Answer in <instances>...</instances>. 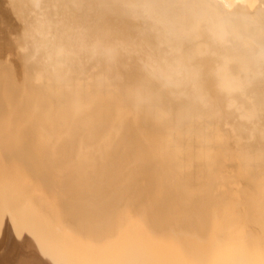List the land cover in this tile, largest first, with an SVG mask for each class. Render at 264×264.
<instances>
[{
    "label": "bare ground",
    "instance_id": "obj_1",
    "mask_svg": "<svg viewBox=\"0 0 264 264\" xmlns=\"http://www.w3.org/2000/svg\"><path fill=\"white\" fill-rule=\"evenodd\" d=\"M260 122L264 0H0V264H264Z\"/></svg>",
    "mask_w": 264,
    "mask_h": 264
},
{
    "label": "rangeland",
    "instance_id": "obj_2",
    "mask_svg": "<svg viewBox=\"0 0 264 264\" xmlns=\"http://www.w3.org/2000/svg\"><path fill=\"white\" fill-rule=\"evenodd\" d=\"M32 42L34 43L33 46H32ZM29 43H30V45H29ZM39 43H40V44H39ZM35 44H36L38 47H35V46H36ZM41 45H42V44H41L40 40H39V42H37V41H36V42H35V41H29L27 47H28V46H32V47H35V48H40V49H42V46H41ZM32 47H31V49H34V48H32ZM28 49H29V48H28ZM28 49H27V51H28ZM31 49H29V52H31ZM27 53H28V52H27ZM32 53H33V51H32ZM32 53H31V54H32ZM48 59L51 60L50 57H49ZM180 87H181V88H180ZM178 88H179V89H178L179 92H181V93H182L183 91H185V89H186V88H183L182 86H178ZM182 88H183V89H182ZM180 89L183 90V91H181ZM263 124H264V122H263V123L260 122V123L257 124V126H256V124L253 125V126H255V127L257 128V127H259V125H260V127L262 128V127L264 126ZM255 127H254V128H255ZM260 127H259V128H260ZM115 133H116V132H115ZM112 135H115V134L112 133ZM112 135H111V136H112ZM121 144H122V143H121ZM176 150H177V149H176ZM241 168H242V167H241ZM175 171H176V170H175ZM233 171H234V172L236 171V173H234ZM233 171H232L233 174H231V173H230L229 175L226 174V178H225V180H222V181H221V180H216V181H215V183H218V185H220V187H221V186H224V188H223V187L220 188V187L216 186V188H214V193H213V195H215L216 197H218V195L220 194V195H219V197H220V196L222 195V193H225V192L228 193V191H227L228 189H229V192H230V189H231V188H234L235 186H237V187H235V188L238 189L239 192H240V194L242 195L243 199H242L241 201H243V203H244V201H245L244 204H247V205L249 204V205H251V204L255 203V202H256V199L258 200V196H259V195H258L257 197H256V196L254 197V194H252L251 192H249V191L245 188V185H239V184H241V183H239V182H242V178L245 177V176H243V175H245L246 173H247V175H248V174H250L251 171H249V169H247V167H243V170H242V171H243V174H242L241 172H238L237 170H234V169H233ZM171 172H173L174 174H172ZM171 172H170V174H172V176L174 175V177H172L170 174H169V175L166 174V176H167V179H166V180L169 181V183H174V184H176L175 182H176V181L178 182V180H179V178H177V177H178V175H177L178 173L174 172V170L171 171ZM177 172H178V171H177ZM237 172H238V174H237ZM244 172H246V173H244ZM175 173H176V174H175ZM158 175H159V174H158ZM162 175H163V174L160 173V177H161ZM175 175H176L177 177H176ZM227 175H228V176H227ZM232 175H233V177H232ZM169 176H170V177H169ZM241 176H243V177H241ZM179 177H180V175H179ZM234 177H237V178L235 179ZM238 177H239V178H238ZM170 178H171L172 180H171ZM176 178H177V179H176ZM174 179H175V180H174ZM229 179H230V181H228ZM234 179H235L236 181H235ZM238 179H240V181H239ZM166 180H165V181H166ZM226 180H227V181H226ZM217 181H218V182H217ZM220 181H221V183L223 182L222 185L219 184ZM233 181H235L236 184H235V183L233 184ZM228 182H230V183L232 182V183L230 184V183H228ZM237 182H238V183H237ZM169 183L167 182V184H169ZM224 183H225V184H224ZM226 183H227V184H226ZM167 184H165V186H166L167 188L170 187L169 185L167 186ZM223 184H224V185H223ZM225 186H226V187H225ZM238 186H239V187H238ZM241 186H243V187H241ZM217 188H219V189L217 190ZM242 188L244 189L243 191H242ZM215 190H217V192H216ZM223 191H224V192H223ZM220 192H221V193H220ZM247 192L249 193L250 196H249L248 194H246ZM217 193H218V194H217ZM245 194L248 195L250 198H251V197L254 198V200H253L252 198H251L252 200H251V199L249 200V197L247 198V196H246ZM245 198H246V200H247V199H248V200H247V201L244 200ZM259 198H260V196H259ZM263 198H264V196H263ZM250 201H251V202H250ZM252 201H253V202H252ZM254 201H255V202H254ZM238 202H239V201H238ZM238 202H237V203H238ZM241 203H242V202H241ZM241 203H240V204H241ZM250 203H251V204H250ZM238 204H239V203H238ZM240 204H239V205H240ZM247 205H245V206H247ZM208 206H209V205H206V207H205L204 209H206V208L208 209ZM220 207L222 208L221 205H220ZM220 207H218V208H220ZM234 209H235V208H234ZM220 210H221V209H220ZM220 210H218V211H219L220 214H222V212H223V208H222L221 211H220ZM234 211H235V210H234ZM236 212L239 214L238 209H237ZM251 212H252L251 210H250V212L247 210V211L245 212V214L243 215V217L240 215L244 220H241L242 218H241V217H238V218H239V222H240V220L242 221V225H241V222H240V224L236 223L235 227H236V226H237V227L239 226V227H241V228H242V227L244 228V229L242 228L243 232H241V235H240V236H239V234H237V235H231L232 232H230L231 234H228V231H226L225 234H224V236H225L226 234H227V236H226V237H223V235H221L220 238H221L222 240H226V239L228 240L229 237H233V236L235 237V236H236L238 239H240V238H241V239H245V241H247L246 238H249L248 241H249V242L251 241V242H253V243H254V242H258V241L260 240V238H261V239H262V238L264 239V235L262 234L263 231L261 232V229H260V228H263V229H264V227H262L263 225L260 224L261 227L258 225L260 228H259V229L256 228V226H255V225H256V224H255L256 222H254V223H252V222L254 221L253 219L257 220V218H255V216H254L255 213H251ZM248 215H250V216H248ZM252 216H253V218H252ZM251 218H252L253 221H252V220L250 221ZM258 219H260V218H258ZM245 221H246V222H245ZM243 222H245V223H243ZM248 222H249V223H248ZM251 223H252V224H251ZM244 224H245V225H244ZM247 224H248V226H247L246 229H245L244 226H246ZM240 225H241V226H240ZM252 225H253V226H252ZM230 226H231V225H230ZM249 226L251 227V230H252V231L249 229ZM253 227H254V228H253ZM252 228H253V229H252ZM255 228H256L257 230H256ZM230 229H234L233 225L230 227ZM263 229H262V230H263ZM254 230H256V231H254ZM258 230H260L261 233H260ZM246 232H247V233H246ZM252 233H253V234H252ZM256 233H258L259 235L256 234ZM249 234H250V235H249ZM230 235H231V236H230ZM255 235H256V236H255ZM257 235L259 236V238H258ZM262 235H263V236H262ZM236 237H235V238H236ZM254 237H255V238H254ZM251 238H252V239L254 238V240L252 241ZM258 239H259V240H258ZM263 239H262V240H263ZM255 240H256V241H255ZM262 240L259 241L260 244L256 243V244H258V246L260 245V248L262 247L261 249L264 248V247H263L264 245H261V243L264 244V240H263V241H262ZM248 241H247V244H248ZM226 242H228V241H226ZM251 242H250V244L253 245V243H251ZM254 245H255V244H254ZM225 246H226V243H225ZM248 246H249V244H248ZM250 246H251V245H250ZM262 252H263V255H264V249L262 250ZM261 254H262V253H261ZM263 257H264V256H263ZM263 257H262V258H263ZM263 259H264V258H263Z\"/></svg>",
    "mask_w": 264,
    "mask_h": 264
}]
</instances>
